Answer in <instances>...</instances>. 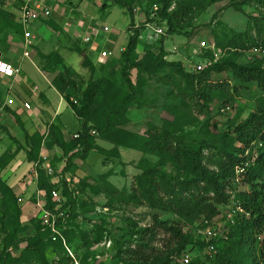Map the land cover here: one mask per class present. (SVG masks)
I'll use <instances>...</instances> for the list:
<instances>
[{"label":"trees","instance_id":"1","mask_svg":"<svg viewBox=\"0 0 264 264\" xmlns=\"http://www.w3.org/2000/svg\"><path fill=\"white\" fill-rule=\"evenodd\" d=\"M110 1L131 10L128 2ZM205 1L217 0H148L151 11L147 14V22H152L158 15L166 20L169 33H175L177 29L183 30L192 23L193 13L199 12L201 3ZM107 4L105 0V7L108 6ZM154 5L158 6V10L152 17ZM130 15L131 35L120 55L121 74L128 88L121 91L115 103H111L100 113L95 111V104L99 100L98 95L109 86L108 80L105 77L86 80L75 69L67 67L60 54L45 55L49 61L57 62L62 66L53 79V85L67 97L66 99L75 98L78 101L77 103L71 101V104L76 115L83 120L80 136L70 142L62 138L59 127L55 125L50 127L54 137L51 143L58 144L66 154L73 152L68 158L64 171L74 168L75 158H85L87 150L95 142L94 135L91 134L93 129L101 133H107L110 130L124 133L117 128L122 121L116 119L126 117L141 87L140 80H138L139 83H134L131 77L132 70L138 71L139 76L144 73L158 75L164 69L171 67L178 76L191 85L194 94L203 102L201 103L202 112L209 109V104L215 96L222 98L223 103L229 102L239 93L240 86H247L251 82H256L264 92V59L238 63L235 61L238 55L233 51L232 59L217 61L204 70L190 73L182 63L165 59L168 53L163 47L160 53L149 49L141 57L138 52L141 27H135L134 15L132 12ZM259 25L264 34L263 19ZM8 28L16 30L18 34H24L23 26L15 22L12 15L1 5L0 35ZM247 36L243 38L244 42L233 44V47L250 48L249 44L252 43L260 52L264 50V35L256 43L250 42L251 36L248 34ZM77 52L83 59V66L93 69L94 63L86 48H77ZM209 54L211 55L212 52ZM224 71L232 73L236 80L234 85L228 81H213L214 74L220 75ZM217 92H219L218 95H216ZM181 105L186 106V103L181 102ZM243 112V109H237L235 116L229 118L223 125L225 131H222L219 122L213 121L212 124L210 121L205 122L192 144L185 142V132L174 130V123L169 120H166L161 127L150 124L145 135L133 134L131 141L117 143L158 157L156 162L148 158L139 162V168L143 169V172L136 176L137 187L130 194L122 193L118 199L122 203L147 202L150 206L173 213L179 218L169 222L155 214L154 224L145 227L130 220V225L123 235V243L126 245L124 252L127 257L122 260L125 264H174L176 258H181L183 254L190 255V261L187 264H264V100L258 110L252 112L245 120H242ZM185 115L189 118V122L195 123L196 119H193L189 112L185 111ZM93 120L96 121L94 128L89 124ZM29 139L31 142L29 158L37 164L38 188L45 195L46 208L52 210L55 208L56 204L52 199L51 191L53 188H58L67 198L71 215L79 194H75L63 179L53 181L54 176L49 175L42 166L44 160L39 155L42 136L36 133ZM13 155L11 150H8L0 157V170L9 164ZM169 164L177 170L176 175H171L163 169ZM239 168H243L244 171L238 172ZM57 172L56 170V176ZM240 183L248 189L238 191ZM113 203L114 200L111 199L108 206H113ZM233 203L241 204L244 212H238L235 215L234 223L227 221L225 231L215 225L220 235L212 238L196 235L197 229L205 228L208 222L214 223L212 219L220 214L221 208L228 209ZM21 215L22 211L13 189L0 176V232L2 234L0 264H15L17 257L13 255V251L22 244L25 246L22 247L21 255L30 253L41 264H68L72 260L68 254H63L59 261L52 262L46 255L48 245L54 244L55 248L64 250V239L67 238L70 242L69 236L74 232L68 230L70 219L67 227L61 226V235L54 234L42 223L38 211L36 219L31 220V224H35L34 234L29 237H20L26 229L22 225ZM224 218L226 220L225 215ZM181 219H187L188 225L191 226L195 220L201 222L196 229L191 227L192 229L186 231ZM162 232L168 237L160 250L153 246V242ZM51 235L57 236L58 241L52 242ZM85 237L87 243L91 245L99 243L102 239L97 228L91 229ZM196 249L205 251L207 257L203 263L199 259L192 258L191 250Z\"/></svg>","mask_w":264,"mask_h":264},{"label":"rangeland","instance_id":"2","mask_svg":"<svg viewBox=\"0 0 264 264\" xmlns=\"http://www.w3.org/2000/svg\"><path fill=\"white\" fill-rule=\"evenodd\" d=\"M122 1L128 2L131 5V10L122 7L120 4H113L110 0H107V7L104 5L105 0H67L63 3L58 2V0L49 1L52 2L54 11L52 17L45 22L54 29L53 32L59 37L58 42L53 37L50 42L59 43V50L67 51L66 53L61 51L67 64L78 71L86 80L91 78L97 80L105 77L109 82V86L98 95L99 100L95 104L97 113L106 109L111 103H115L121 91L128 88L121 74L122 60L120 58L116 60L114 57L101 60L98 54L102 50L113 51L119 37H125L124 39L128 41L131 35L129 32L130 12L134 15L135 27H141L138 46L141 57L149 49L160 53V49L163 47L168 53L165 59L182 63L190 73H196L198 71L197 66L200 63H207L210 59L221 62L232 59L233 51L238 55L235 60L238 63L264 59V50L262 52L257 51L252 43L249 44L250 48L233 47V44L244 42L243 38L248 37L247 34L251 36L250 42L255 43L264 35L259 25L260 21L264 20V0L205 1L201 3L199 12L193 13L192 23L183 30L177 29L175 33H169L166 20L161 19L158 15L152 22H147V14L151 11L148 0ZM102 24L109 25L113 30L104 35L100 30ZM118 30L122 32H119V35L116 34ZM87 32L94 35L98 33L99 37L106 39V42L102 45H98L96 42L92 46L91 44L85 45L81 41V36ZM1 36L0 47L2 45ZM76 36L79 38L77 41ZM80 47L86 48L94 63L93 69L83 66V59L77 52V48ZM26 49H28L29 55L36 53V46L33 42ZM124 49L119 45L118 53H122ZM209 52L212 54L210 55ZM54 53L52 52V54ZM37 55H39L38 59L40 57L41 60L40 63L38 60L39 66L35 68L31 63H28L26 72L30 74L32 80L39 81L40 84H45V78H50L48 75H51L53 81L62 66L57 62L49 61L42 53ZM212 55L213 57H211ZM111 59L113 60L111 61ZM38 68L43 74L38 72ZM131 77L134 83H139L138 80H140L141 87L137 98L129 107L126 117L116 119L122 121V124L117 128L123 130L124 133L116 130L101 133L95 129L97 134H92L95 142L87 150L85 158L73 160L74 168L70 171H64V169L73 152L64 153V158H66L62 164L64 168L62 173L57 172L55 180L63 179L66 181L67 176L79 179L77 184L79 196L70 215L68 230L74 231L69 236L70 242L67 238L64 239V250L55 248L56 245L54 244L48 245L46 255L52 262L59 261L63 254H68L72 258L68 264H125L122 260L127 257L124 252L126 245L123 243V235L130 225V220L145 227L154 224L155 214L160 219L169 222H173L176 218L179 219L173 213L154 208L147 202L129 201L122 203L118 199L122 193L130 194L137 187L136 176L143 172V169L139 168V162L142 159L148 158L152 162L158 161V157L155 155L118 145V142H129L132 140L131 135L133 134L145 135L150 124L161 127L166 120H169L174 123V130L185 132V142L192 144L205 122H219L222 131H225L223 125L229 118L235 116L237 109L244 110L242 120H245L252 112L258 110L264 100V92L256 82H251L247 86H240L239 93L229 102L223 103L222 98L215 96L209 104V109L202 112L201 103L203 102L194 94L191 85L178 76L171 67L164 69L158 75L144 73L139 76L138 71L132 70ZM213 78V81H228L231 85L236 83L229 71H224L220 75L214 74ZM7 87L8 84H5L3 89ZM24 87L26 86L24 85ZM66 101L72 106V99H66ZM181 102L186 103V106H182ZM181 106L182 108H180ZM185 111L189 112L193 119H196L195 123L189 122ZM95 122L94 120L89 122L90 126L94 128ZM71 139L74 140L73 137ZM163 169L171 175L178 173L170 164ZM246 189L248 187H243L241 183L237 188L238 191ZM111 199L114 200L113 206H108ZM226 210V207L221 208L220 214L212 219L222 231L226 229L224 218ZM36 216L34 217L32 214L30 217L36 219ZM20 219L22 225L26 227L20 237L33 235L35 224L30 225L27 222H31V220L25 222L22 217ZM181 220L186 231L192 229L191 227L196 229L201 222L195 220L191 226L188 225L187 219ZM93 228H97L102 239L99 243L91 245L87 243L85 235ZM166 237L168 236L164 232L159 234L157 240L153 242V246L161 250ZM51 239L52 242L58 241V237L54 235H51ZM1 241L2 234L0 232V249L2 247ZM24 246L25 244H22L19 248L14 249L13 255L17 257L15 264H41L30 253L21 255ZM190 254L193 259H199L201 263L206 261L205 251L196 249L195 251L191 250ZM180 259L176 258L174 264H181Z\"/></svg>","mask_w":264,"mask_h":264},{"label":"crops","instance_id":"3","mask_svg":"<svg viewBox=\"0 0 264 264\" xmlns=\"http://www.w3.org/2000/svg\"><path fill=\"white\" fill-rule=\"evenodd\" d=\"M0 1L2 8L12 15L15 22L23 26L21 23V9L24 0ZM25 29L26 27L23 26L24 34H18L16 30L8 28L2 32V36L0 35L2 40L0 51L4 58L15 67L20 68L17 79L7 78L0 74V157L7 150H11V153L14 154L9 164L0 170V176L13 189L22 211V220L26 222L32 220V217H30L32 214L33 216L38 214L37 201L41 204L46 202V199L41 196L43 191L38 188L37 164L29 158L31 149L29 137L36 133L42 136V147L39 153L44 160L42 166L45 169L47 166H51L59 172L64 168L62 164L66 160L64 158L65 151L58 144L51 143L54 137L50 132V127L51 125L59 127L62 138L70 142L72 141L71 137L81 132L83 120L76 115L73 107L66 101L65 95L53 85L51 75H48L50 78H45V84H40L39 81L32 80L30 74L26 72L28 63H31L35 68L39 66L41 62L40 57L38 59L39 55H37L39 53L44 55H49L52 52L58 53L64 59L67 67H70L61 53V51L65 53L67 51L64 49L59 50L58 35L53 32L54 29L45 21L31 23L28 30L35 35L32 42L36 46V53L26 56ZM39 29L42 31H39ZM119 32L118 30L116 34L119 35ZM103 34L105 35V33ZM52 37L53 39L56 38L57 42L53 41L51 43L50 39ZM124 38L119 37V44H117L118 42L114 43L115 47L110 58L114 57L116 60L120 58L119 45L125 48V44L128 42ZM62 39L64 40V38ZM75 39L76 41L79 40L77 36ZM105 40L104 37H99L95 42L102 45L106 42ZM111 42L113 43V41ZM37 63L38 65H36ZM38 72L42 73L40 68H38ZM29 83L30 85H28ZM5 84H8V87L10 86L9 89L8 87L3 89ZM25 102H29L32 108L26 109L24 107ZM55 177L56 175L53 177V181H59L55 180ZM27 223L31 225L30 221Z\"/></svg>","mask_w":264,"mask_h":264},{"label":"built area","instance_id":"4","mask_svg":"<svg viewBox=\"0 0 264 264\" xmlns=\"http://www.w3.org/2000/svg\"><path fill=\"white\" fill-rule=\"evenodd\" d=\"M49 1H55V0H24V5L21 9V23L23 24L24 27H26L25 29L26 46H28L29 44H32V39L35 38V35L31 33L30 30H28L29 25H31V23L36 22V21L49 20L52 17L54 9H53V4H51L52 2H49ZM63 1L65 2L67 0H58V2L60 3H63ZM157 10H158V6L154 5V11L152 12V15H151L152 17L155 16V13L157 12ZM100 30L102 33L108 34L111 32L112 27H110L107 24H102V27ZM99 36L100 35L98 33L94 35L91 32H87L83 36H81V41L85 45L91 44L92 46V44L94 45L95 41L98 39ZM256 50L259 51L258 49ZM29 54H30L29 51L26 49L25 55L29 56ZM112 54H113L112 51L102 50L99 52L98 55L101 60H107L112 56ZM216 62H217L216 59H210L205 64L200 63L197 66V70L198 71L204 70L205 68L213 65ZM0 74H2L3 76L7 78H11V79H17V76L20 74V68L15 67L9 61H7L4 58L1 51H0ZM72 101L74 103L78 102L75 98L74 99L72 98ZM24 107L26 109L32 108L29 102H25ZM91 134H97V131L92 130ZM79 136H80V133H76L73 136V138L76 139ZM247 153H249V151ZM46 170L49 175L51 176L56 175V170L53 167L47 166ZM62 171L63 169L60 170L59 172L62 173ZM243 171H244L243 168L238 169V172L240 173ZM35 175L37 177L36 173ZM65 180H66L65 182L69 185L70 189L74 191L75 194L78 195L79 191L77 189V184L79 182L78 181L79 179H76L73 176H70V177L67 176ZM41 196L42 198L43 197L45 198V195L43 193L41 194ZM41 196L39 197L40 199H41ZM51 196H52L53 201L56 204L53 210L46 208V202L44 204H41L39 201H37L40 217L42 219V223L45 226L49 227L54 234L61 235L62 233L61 226L65 228L68 225V221L70 219L71 207L67 205V198L62 195V192L60 189L53 188V190L51 191ZM19 201H21V199H19ZM238 212H244L241 204L239 203L231 204L230 207L225 212L226 222L228 221V222L234 223L235 215ZM208 223L209 224L205 228L201 227L195 231L197 236H201L203 238H212L213 236H217L219 234V232H217V228L215 227V224L211 222H208ZM180 260H181V264H187L190 261V255L183 254Z\"/></svg>","mask_w":264,"mask_h":264}]
</instances>
